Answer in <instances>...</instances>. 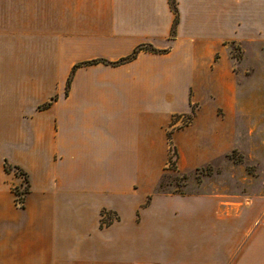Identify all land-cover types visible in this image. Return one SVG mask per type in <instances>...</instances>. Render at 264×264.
I'll return each instance as SVG.
<instances>
[{"label": "crops", "instance_id": "obj_1", "mask_svg": "<svg viewBox=\"0 0 264 264\" xmlns=\"http://www.w3.org/2000/svg\"><path fill=\"white\" fill-rule=\"evenodd\" d=\"M172 1L0 0V264H264V197L156 191L169 144L195 171L264 103V0Z\"/></svg>", "mask_w": 264, "mask_h": 264}, {"label": "rangeland", "instance_id": "obj_2", "mask_svg": "<svg viewBox=\"0 0 264 264\" xmlns=\"http://www.w3.org/2000/svg\"><path fill=\"white\" fill-rule=\"evenodd\" d=\"M255 45L248 46L254 48ZM230 58L238 73L242 74L251 61L241 47L228 46ZM256 67L253 72L261 75L264 67L263 51L253 57ZM243 84L245 82L243 81ZM252 116H239L237 119L238 144L235 150L221 156L216 161L189 173L176 171V151L169 144L167 149L166 171L161 176L157 193L221 195L223 200L236 204L237 207L251 206L257 198L264 197V103L255 96ZM189 119L182 118L181 123ZM17 175L19 171L10 169ZM26 176V175H25ZM18 178V177H17ZM19 183L13 188L23 187ZM28 191V182L26 177ZM23 202V201H22ZM20 207V206H18ZM117 220L112 212L100 213V227H105ZM160 252V251H159Z\"/></svg>", "mask_w": 264, "mask_h": 264}, {"label": "trees", "instance_id": "obj_3", "mask_svg": "<svg viewBox=\"0 0 264 264\" xmlns=\"http://www.w3.org/2000/svg\"><path fill=\"white\" fill-rule=\"evenodd\" d=\"M169 2H170V4H171V7H172L174 13H176V9H175V6H174V4H173V1H172V0H169ZM176 22H177V18H175V20H174V24H173L174 27H175V25H176ZM140 51H145V52H149V53H156V52H157L155 49H153V48H151V47H149V46H139L138 48H136V49L132 52V54H130L129 56H127V57H125V58L120 59V60L117 61V62L109 63V62H105V61L94 60V61H91V62H87V63H85V64H86V65H92V64L103 63V64H106V65H119V64H123V63H126V62L132 60L133 58L136 57V55H137ZM75 68H76V66L73 67V70H74ZM69 81H70V77H69V79L67 80V87H68V85H69ZM49 104H50V103L44 105L43 108L47 107ZM167 136H168V138H170L169 135H167ZM5 169H6V170L14 169V170H16V171H19V172L22 173L23 175H25V174H24L23 172H21L18 168H10L9 166H5Z\"/></svg>", "mask_w": 264, "mask_h": 264}, {"label": "built area", "instance_id": "obj_4", "mask_svg": "<svg viewBox=\"0 0 264 264\" xmlns=\"http://www.w3.org/2000/svg\"><path fill=\"white\" fill-rule=\"evenodd\" d=\"M16 176L19 178V180L21 182V185H24V186L21 187V188L18 187V188L13 189V193H14V197H15V204L17 206H22V201H23L24 193H25V190L27 188L26 176L23 175L20 172Z\"/></svg>", "mask_w": 264, "mask_h": 264}]
</instances>
